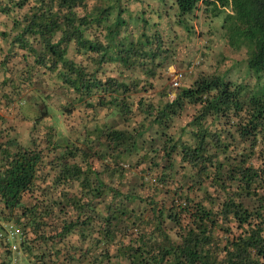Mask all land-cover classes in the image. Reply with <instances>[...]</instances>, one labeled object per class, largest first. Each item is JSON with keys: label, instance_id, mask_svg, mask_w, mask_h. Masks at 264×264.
<instances>
[{"label": "trees", "instance_id": "1", "mask_svg": "<svg viewBox=\"0 0 264 264\" xmlns=\"http://www.w3.org/2000/svg\"><path fill=\"white\" fill-rule=\"evenodd\" d=\"M91 1L0 0V108L30 90L42 108L24 119L43 127L24 145L0 118V231L19 230L30 264H264V0H169L178 23L224 13L263 78L200 76L173 100L146 96L158 31H124L128 0Z\"/></svg>", "mask_w": 264, "mask_h": 264}, {"label": "rangeland", "instance_id": "2", "mask_svg": "<svg viewBox=\"0 0 264 264\" xmlns=\"http://www.w3.org/2000/svg\"><path fill=\"white\" fill-rule=\"evenodd\" d=\"M93 2L99 1L92 0L91 3ZM126 4L129 14L127 16L132 22L129 25L126 24L124 31L126 29L136 38L140 34L137 22L146 21L144 26L148 28V34L152 35L155 30L158 31L163 43L162 48L169 49L157 77L148 79L153 88H148L147 97L157 99L161 92H166L168 97L170 94H176L179 89H174L172 81L177 74L182 75L179 88L189 86L200 76L220 75L226 80L246 84L253 91L259 89L257 83L263 82V78L257 80L247 70L246 47L230 46L223 36L224 13L214 18H205L202 15L203 6L200 5L194 13L181 18L182 23H178L180 17L176 15L177 8L172 1L128 0ZM68 99H70L69 96H53L51 105L56 108ZM36 102L37 98L29 90L16 97L7 110H4L6 107L2 105L0 108V118L4 119L7 126H13V135L24 145L30 144L32 137H42L43 127L34 128L32 121L24 119L23 116L25 114L30 118L34 109L42 108L40 103L34 106ZM194 111L195 108L192 106H185L181 116L175 120V125L185 124ZM116 122L117 120L113 121V123ZM117 123L119 125L121 121ZM24 264H30L26 257Z\"/></svg>", "mask_w": 264, "mask_h": 264}, {"label": "built area", "instance_id": "3", "mask_svg": "<svg viewBox=\"0 0 264 264\" xmlns=\"http://www.w3.org/2000/svg\"><path fill=\"white\" fill-rule=\"evenodd\" d=\"M181 74H177V77L172 81L174 89L178 90L180 87ZM176 94H170L169 99L173 100ZM1 224V223H0ZM4 228L0 231V241L3 246L9 251V264H24L25 254L20 247V232L11 225H3Z\"/></svg>", "mask_w": 264, "mask_h": 264}, {"label": "crops", "instance_id": "4", "mask_svg": "<svg viewBox=\"0 0 264 264\" xmlns=\"http://www.w3.org/2000/svg\"><path fill=\"white\" fill-rule=\"evenodd\" d=\"M1 55V54H0ZM4 68H0V82L5 79V81L7 80L6 77L7 76H10L11 73H5L4 71ZM13 76V75H12ZM8 90V87L7 86H1L0 85V93H3V92H6ZM26 91H29V90H26ZM25 92V91H24ZM26 93V92H25Z\"/></svg>", "mask_w": 264, "mask_h": 264}]
</instances>
